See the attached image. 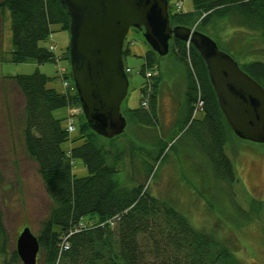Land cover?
Instances as JSON below:
<instances>
[{
	"label": "trees",
	"instance_id": "1",
	"mask_svg": "<svg viewBox=\"0 0 264 264\" xmlns=\"http://www.w3.org/2000/svg\"><path fill=\"white\" fill-rule=\"evenodd\" d=\"M182 1L168 0V3ZM192 1L193 11L189 13H171L169 7L172 27L185 26L204 34V31L212 29L220 34L226 26L235 25L250 35L255 34L264 45V0ZM0 11L2 14L6 11L9 13L13 47L8 54L9 60L1 58L0 62L56 63L58 56L49 50L50 45L44 48L40 43L49 37L53 25L68 32L70 19L59 0H1ZM169 53L186 72L182 102L185 114L184 118L177 120L176 125L180 126L181 131L185 130L190 138L188 140L187 137V140L192 141L206 159L211 172L210 180L206 182L208 191L216 195L224 192L235 207L234 187L238 177L225 150L229 142L239 139L234 136L219 109L205 64L198 52L185 42L171 39ZM128 55L130 51L127 46L123 50V60ZM162 58L150 47L144 54L141 68V74L147 81V86L141 90V103L144 106L125 112L127 123H132L139 130L157 123L161 77L156 73ZM60 62H66L62 65L66 70L62 81L70 84L62 92L48 89L49 78L39 71L31 75L8 77L24 101L21 134L26 154L36 163L51 202L48 216L41 222L37 235L40 246L38 256L43 255V263L243 264L215 232L194 226L174 202L154 196L144 183L118 181V165L129 157L134 160V148L126 153L114 142L125 136V132L115 138L104 139L95 134L84 119L76 127L75 118L83 116L76 114L73 121L74 132L77 131L78 136L71 137L74 132L69 134L62 125L67 117L58 119L54 116L60 109L80 108L70 81L68 47ZM238 65L264 88V62ZM148 98L149 111H146ZM199 102L201 106H198ZM198 112L203 113L202 120L195 119ZM68 141L74 145L64 150L62 146ZM157 145L160 147L159 158L164 148L160 143ZM74 160L83 162L88 171L87 177L76 178L73 175ZM140 168L142 170H137L145 171L146 179L153 171L151 167L144 170L142 164ZM260 209L258 202L250 201L252 216L259 214ZM239 214L246 221L252 219L243 212ZM64 240L67 250L61 248ZM7 244L8 238L0 216V262L3 257L2 264H9L8 261L20 264L14 249L7 252Z\"/></svg>",
	"mask_w": 264,
	"mask_h": 264
},
{
	"label": "rangeland",
	"instance_id": "2",
	"mask_svg": "<svg viewBox=\"0 0 264 264\" xmlns=\"http://www.w3.org/2000/svg\"><path fill=\"white\" fill-rule=\"evenodd\" d=\"M181 4L182 13L193 11L192 0H183ZM174 6L175 2H171V13ZM226 27L220 34L212 29L204 32L237 63L264 62V45L255 34L250 35L251 33L236 28L235 25L234 28ZM136 31L129 30L123 45V50L128 46L130 51V55L123 60L124 67L130 70L127 74V97L121 105L126 122V110L141 107V90L147 86L141 68L143 56L149 46L145 43L142 33ZM0 34L1 60L7 59L13 50L8 11L4 14L0 11ZM50 44L56 47L55 55L62 57L69 44V33L62 31L58 25H53L51 34L40 46L48 48ZM7 61L0 62V216L8 238L9 253L15 250L16 239L24 228L29 227L35 236L38 235L41 222L50 211L51 202L37 172L36 163L26 154L21 134L24 124V101L8 77L31 75L39 71L49 78L48 89L62 92L64 89L58 67L66 62H60L59 65L54 62L38 65L35 61L23 64H11ZM157 74L161 77L157 96V123L142 130L132 123H127L125 136L114 141L120 149H125L126 153L130 148H134V160L129 157L118 165V181L130 183L133 180V184H146L154 196L174 202L194 226L215 232L243 264H264V144L258 145L237 139L229 142L225 154L238 177V183L234 187L235 207L231 205L232 201L224 196V192L223 197L222 194H212L206 187L211 174L206 159L197 151L195 144L188 141L190 138L185 130L181 131L180 126L176 125L177 120L184 118L185 114L182 104L185 69L172 53H168L159 61L156 76ZM70 81L73 84L72 76ZM147 102L145 109L149 111V98ZM66 114L67 110L64 108L56 111L54 116L62 119ZM83 119L85 120L84 116L75 118L76 127ZM195 119L202 120L203 113L198 112ZM62 125H65V120ZM77 136V131L71 135L72 138ZM157 143L164 148L159 158L157 156L160 147ZM73 145L68 141L62 147L69 150ZM141 164L144 170L153 168L147 179L145 171L139 172L142 170ZM72 173L76 178L88 176V171L80 160H74ZM251 200L261 206L259 214L254 216L250 211ZM239 212L252 219H241ZM38 257L37 263L44 264L43 255L39 254ZM2 262L3 257L0 264ZM8 263L11 264L10 261Z\"/></svg>",
	"mask_w": 264,
	"mask_h": 264
},
{
	"label": "water",
	"instance_id": "3",
	"mask_svg": "<svg viewBox=\"0 0 264 264\" xmlns=\"http://www.w3.org/2000/svg\"><path fill=\"white\" fill-rule=\"evenodd\" d=\"M69 19V66L81 112L88 127L104 139L124 133L121 105L128 79L123 45L130 29L158 56L169 53V41L189 43L202 58L219 109L234 136L264 144V88L215 41L194 28L171 27L168 0H59ZM40 250L29 227L16 239L21 264H37Z\"/></svg>",
	"mask_w": 264,
	"mask_h": 264
},
{
	"label": "built area",
	"instance_id": "4",
	"mask_svg": "<svg viewBox=\"0 0 264 264\" xmlns=\"http://www.w3.org/2000/svg\"><path fill=\"white\" fill-rule=\"evenodd\" d=\"M181 10V4L180 3H177L175 5V12H180ZM54 47L51 46L50 47V50H53ZM60 72L61 73H64V69H60ZM64 88H68L69 87V84L67 82H64L63 84ZM202 103L200 102L198 106H201ZM78 113V111L76 109H69L68 110V118H67V124H66V129H67V132L68 133H73L75 131V127H74V117L75 115ZM63 246L61 248H64V250H67L68 249V246L66 245V240L63 241Z\"/></svg>",
	"mask_w": 264,
	"mask_h": 264
},
{
	"label": "crops",
	"instance_id": "5",
	"mask_svg": "<svg viewBox=\"0 0 264 264\" xmlns=\"http://www.w3.org/2000/svg\"><path fill=\"white\" fill-rule=\"evenodd\" d=\"M44 74V73H43Z\"/></svg>",
	"mask_w": 264,
	"mask_h": 264
}]
</instances>
